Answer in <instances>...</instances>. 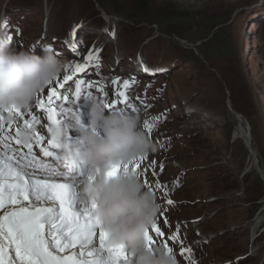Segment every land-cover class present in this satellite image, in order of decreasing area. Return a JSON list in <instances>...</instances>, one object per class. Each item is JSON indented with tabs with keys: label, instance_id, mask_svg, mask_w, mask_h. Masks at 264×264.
Returning <instances> with one entry per match:
<instances>
[{
	"label": "rangeland",
	"instance_id": "1",
	"mask_svg": "<svg viewBox=\"0 0 264 264\" xmlns=\"http://www.w3.org/2000/svg\"><path fill=\"white\" fill-rule=\"evenodd\" d=\"M0 34L13 49L38 56L51 46L69 66L60 80L99 48V67L93 63L61 89L71 96L75 80L86 82L74 103H63L70 111L60 113L61 123L72 112L85 119L93 97L110 103L113 79H129L126 95L137 111L120 110L154 125L151 133L144 128L155 151L149 180L142 179L167 184L165 197L174 201L160 213L181 224L184 236L214 235L197 247V264H264V181L256 171L264 173V0H0ZM198 104L221 120L203 119ZM240 119L255 164L245 140L232 138ZM152 160L165 170L153 169Z\"/></svg>",
	"mask_w": 264,
	"mask_h": 264
},
{
	"label": "snow or ice",
	"instance_id": "2",
	"mask_svg": "<svg viewBox=\"0 0 264 264\" xmlns=\"http://www.w3.org/2000/svg\"><path fill=\"white\" fill-rule=\"evenodd\" d=\"M8 39L11 41L12 37L9 36ZM48 48L51 49V46ZM100 52L99 48L90 49L88 55L82 57L85 63H74L72 75H64L63 80L56 78L55 83L49 82V87L37 94L36 107L46 116V123L40 129H37V125L41 123L39 115L29 112L31 118L25 119L24 113H17V119H23V126L33 130L29 143L21 142L18 135L19 125L15 127L13 135V123L9 122L5 127L4 119L0 116V264H126L127 256L123 249L106 243V234L98 228L92 210L85 208L82 212H77L74 209L76 199L74 191L72 186L65 182L62 171L66 168L72 173L78 171L79 166L67 158L56 155L54 150L58 145L51 137L53 127L58 124L57 109L66 116L70 110L64 108L63 103H74V98L81 93L86 82L81 79L75 80V91L71 96L61 89L67 86V82L71 81L76 73L85 72L93 63L99 67ZM68 67L65 65L66 71ZM144 71L148 75H154L147 68H144ZM112 84L116 87L114 93L116 98L110 103L100 100L105 107L112 110L120 109L119 105H124L137 111L126 95L130 88V80L125 79L121 84L118 79H113ZM93 86V82L86 84L88 89ZM150 86V84L146 86L145 91ZM97 91H103L107 95L106 90L97 88ZM136 99L141 100L145 106H150V102L143 101L142 97L137 96ZM73 114L72 112L71 115ZM153 127L154 125L148 121L144 122V128L149 133ZM44 129L47 130V139L41 134ZM42 157L51 158L56 162L55 165ZM145 159L150 158L141 156L124 165L123 171L140 174L137 169L143 166L142 161ZM156 164L155 160L151 161L153 169ZM144 170L147 172L146 167ZM159 170L160 172L165 170L162 162L159 164ZM120 171L121 167L116 165L107 175L113 176ZM151 175L156 176L157 172L152 171ZM144 183L146 187L150 186L147 180ZM178 183L177 180L174 186H178ZM155 188L162 190L165 196L168 195L167 184L157 180ZM173 204L172 199H167V205ZM160 224L158 227L156 222L153 223L145 232L146 245L150 249L156 247L159 238L165 237L162 228L171 225V221L165 215ZM174 227L175 231L166 239L169 242L179 240L182 245L184 239L180 234L182 225L176 224ZM151 233H155V237ZM162 247L174 253L168 243ZM192 253L191 247L182 246L180 264L185 260L188 264H197ZM175 258L178 261L176 255Z\"/></svg>",
	"mask_w": 264,
	"mask_h": 264
},
{
	"label": "clouds",
	"instance_id": "3",
	"mask_svg": "<svg viewBox=\"0 0 264 264\" xmlns=\"http://www.w3.org/2000/svg\"><path fill=\"white\" fill-rule=\"evenodd\" d=\"M42 50V56L17 51L0 34V116L14 126L17 113L29 112L37 94L64 72L65 62L47 46ZM143 127L138 114L109 110L93 97L86 125L74 113L67 123L53 127L51 137L64 149L63 158L87 166L75 198L92 210L106 243L123 249L126 264H178L174 253L146 245L145 232L156 222L161 205L141 174L123 171L124 165L155 151ZM71 133L75 138L69 140ZM18 135L29 143L33 130L20 125ZM116 165L121 167L119 174L108 176Z\"/></svg>",
	"mask_w": 264,
	"mask_h": 264
},
{
	"label": "bare ground",
	"instance_id": "4",
	"mask_svg": "<svg viewBox=\"0 0 264 264\" xmlns=\"http://www.w3.org/2000/svg\"><path fill=\"white\" fill-rule=\"evenodd\" d=\"M198 109L200 110L199 111V115L200 116H202V118L203 119H206V120H212V121H220L221 120V117H220V115H219V113L217 112V110H214L213 108H210V107H207L206 105H204V104H198ZM58 111V110H57ZM30 112L33 114V115H41V113H42V115L44 114L43 112H42V110H40V109H36L35 108V106L33 105L32 106V108H31V110H30ZM45 115V114H44ZM80 117V116H79ZM31 117L28 115V118L27 119H30ZM63 119V118H62ZM68 121H69V119H67ZM44 123H46V120H44ZM61 123V118H60V113H59V111H58V125ZM6 127V126H5ZM249 130H248V128L244 125V123L242 122V120L240 119L239 120V123L237 124V126L235 127V129H234V131H233V133H232V138L233 139H237V138H243L244 140H245V143H246V145H247V147H248V151H249V153H250V156H253L254 158H253V160L251 161V164H255V162H256V154H255V150H254V148H253V146L251 145V142H250V138H249ZM71 136H72V139H74L75 138V133H71L70 134ZM242 139V140H243ZM69 140H71V139H69ZM55 151V153H56V155L57 156H60V157H62L61 156V154H62V152L64 151V149L63 148H61V149H59V150H54ZM148 155H151V154H148ZM148 155H146V157H148ZM43 158V157H42ZM149 158V157H148ZM44 160H46L47 162H49V163H52L53 165H55V161H53V160H51V158H43ZM147 162H148V159H145L144 161H142V167L139 169H137V171L142 175V177L144 176L145 177V179H147V180H149V172H148V168L146 167V164H147ZM171 164H173V165H176V163H171ZM83 166H85V165H83ZM254 166V165H253ZM146 167L147 168V172H145V170H144V168ZM156 167L157 168H159V165L158 164H156ZM178 167V166H177ZM255 169H256V167H255ZM259 170V172H261L263 175H264V173L261 171V169H258ZM258 170H256V171H258ZM68 174H70L69 172H68V170L65 168V169H63V171H62V176H64V175H68ZM119 174V173H118ZM150 182V181H149ZM155 181H151L150 182V186H154V188H155ZM152 191V190H151ZM156 198H157V196H156ZM166 198V197H165ZM164 204V203H163ZM262 210H264V206H263V208H262ZM260 219L261 218H256L255 219V224H254V226H253V228L254 227H256L257 226V224L259 223V221H260ZM180 234L182 235V236H184L185 235V233H183L182 232V227H181V229H180ZM171 236V235H170ZM205 236V235H204ZM204 236L203 237H200L199 238V240L198 241H196V242H198V243H202L203 242V240L205 239L204 238ZM179 240H177V241H172V242H169L167 239H166V242L167 243H171V244H174V242H175V244L178 242ZM200 244H197L195 247H198Z\"/></svg>",
	"mask_w": 264,
	"mask_h": 264
},
{
	"label": "water",
	"instance_id": "5",
	"mask_svg": "<svg viewBox=\"0 0 264 264\" xmlns=\"http://www.w3.org/2000/svg\"><path fill=\"white\" fill-rule=\"evenodd\" d=\"M259 171V170H258ZM259 174H260V177L263 179V181H264V175L261 173V172H259Z\"/></svg>",
	"mask_w": 264,
	"mask_h": 264
}]
</instances>
